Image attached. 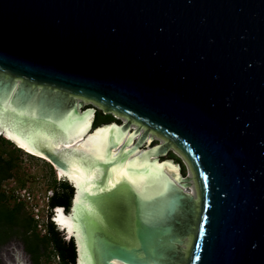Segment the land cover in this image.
I'll list each match as a JSON object with an SVG mask.
<instances>
[{"label":"water","instance_id":"1","mask_svg":"<svg viewBox=\"0 0 264 264\" xmlns=\"http://www.w3.org/2000/svg\"><path fill=\"white\" fill-rule=\"evenodd\" d=\"M0 133L72 184L74 264H264V0H0Z\"/></svg>","mask_w":264,"mask_h":264},{"label":"trees","instance_id":"2","mask_svg":"<svg viewBox=\"0 0 264 264\" xmlns=\"http://www.w3.org/2000/svg\"><path fill=\"white\" fill-rule=\"evenodd\" d=\"M105 120V119H104ZM104 121L93 120V127L97 128ZM0 141L13 143L0 135ZM17 150L22 148L16 147ZM13 156L5 157L0 153V246L12 237L19 238L24 249L30 255L31 264H45L41 257L54 254L59 264H74L77 259V248L73 237L66 238L62 231L52 220V210L57 205L70 206L74 193L72 184L67 179L54 187L53 193L48 199V214L45 223V233L41 234L37 229V220L22 202L15 201L2 189L4 180L13 176L15 167ZM50 248V250H48Z\"/></svg>","mask_w":264,"mask_h":264},{"label":"rangeland","instance_id":"3","mask_svg":"<svg viewBox=\"0 0 264 264\" xmlns=\"http://www.w3.org/2000/svg\"><path fill=\"white\" fill-rule=\"evenodd\" d=\"M84 105H91V107L97 106L92 102H87ZM108 115L112 116L111 122H116L114 118L117 116L113 113ZM104 119V116L100 118L101 121H105ZM120 121L121 123L123 122L121 118ZM0 135L9 139L5 134ZM9 140L13 143L0 141V153L5 157L13 156L15 158V167L12 172L13 176L3 181L2 189L8 195H11L15 201V197L11 194L13 191L22 190L23 188L28 189L33 197V204L37 203L36 205L40 208V220L37 229L43 234L46 230L45 223L46 215L48 214V197L53 193L54 187L58 185L61 179L65 178L58 175L54 166L47 161L48 159L46 160L30 154L24 149L17 150L16 147L19 146L13 140ZM165 158L176 160L180 164L181 176H188V166L175 150L169 148ZM25 206L31 212L29 208L30 205L25 204ZM69 208L70 206L66 208L67 212ZM51 214H53V212ZM60 230L62 233L64 232L61 227ZM48 250H50V248ZM41 261L45 264H59L54 254H50L49 257L47 255L42 256ZM0 264H31L30 255L25 251L23 243L19 238L12 237L0 246Z\"/></svg>","mask_w":264,"mask_h":264},{"label":"bare ground","instance_id":"4","mask_svg":"<svg viewBox=\"0 0 264 264\" xmlns=\"http://www.w3.org/2000/svg\"><path fill=\"white\" fill-rule=\"evenodd\" d=\"M92 124H93V121H92ZM91 124V127L86 131V133L81 137V139H85L88 135H90L91 133H93V131L96 129H92V125ZM117 125V124H116ZM100 127V126H99ZM98 128V127H97ZM0 134H5V133H0ZM5 136H8L5 134ZM11 140H13L12 138H10L9 136L7 137ZM20 148L24 149L26 152L30 153V154H33V155H36V156H39V157H42V158H45V159H48L49 161H51L47 156L41 154V153H38L36 151H33L31 149H28L26 147H24L23 145H21L20 143L16 142L15 140H13ZM152 160V159H150ZM166 159H163V160H157L158 162H162ZM179 164V163H178ZM179 167H180V164H179ZM57 172H58V175L62 176L65 172L61 169H57ZM69 179L74 182V180L69 177ZM75 184V182H74ZM76 200V198H75ZM55 219L56 221L59 223V226L61 228H64L65 225H67L68 229L70 232H72V230L75 228V225H74V222L73 220L71 219V215L69 214H66L64 211H63V208H60L58 211H57V214L55 216Z\"/></svg>","mask_w":264,"mask_h":264},{"label":"flooded vegetation","instance_id":"5","mask_svg":"<svg viewBox=\"0 0 264 264\" xmlns=\"http://www.w3.org/2000/svg\"><path fill=\"white\" fill-rule=\"evenodd\" d=\"M40 86H42V84H40ZM91 107V105H83L82 107H79V109H80V111H83V110H86V109H88V108H90ZM95 108V110H94V114L96 115V118H97V120L98 119H100L102 116H104V118H105V121H104V123L103 124H105V123H110L111 122V120H112V116H110V115H108V114H112L113 112L115 113V112H117V111H115V110H113L112 108H109V107H101V106H95L94 107ZM119 113V112H118ZM126 116V118H127V120H129L130 119V117L128 116V115H125ZM94 119V118H93ZM114 120L117 122V123H121V121H120V117H116V118H114ZM132 121H135L134 119H131ZM102 125V124H101ZM146 127V126H145ZM95 129V127H93L92 126V129ZM34 139H32L33 140V142L36 144V143H40V142H43V140H45L46 139V135L44 134V133H36V134H34ZM148 146H150V145H148ZM43 149H47V150H51L50 148H43ZM167 154V153H166ZM166 154H162V155H160V158L161 159H166L165 158V156H166ZM39 157V156H38ZM42 158V157H41ZM45 159V158H44ZM47 160V159H46ZM48 162H50L53 166H54V168H55V170H56V172H57V167L51 162V161H49V160H47ZM63 177V176H62ZM66 179V178H65Z\"/></svg>","mask_w":264,"mask_h":264},{"label":"built area","instance_id":"6","mask_svg":"<svg viewBox=\"0 0 264 264\" xmlns=\"http://www.w3.org/2000/svg\"><path fill=\"white\" fill-rule=\"evenodd\" d=\"M17 202L25 203L26 205H30V210L34 218L37 220V225L39 226V220H40V208L35 203L33 204V197L31 193L28 191L27 188H23L22 190H15L11 193ZM52 195V193H51ZM50 195V196H51ZM49 199V197H48ZM49 213V212H48ZM46 221H47V215H46ZM41 225V224H40Z\"/></svg>","mask_w":264,"mask_h":264}]
</instances>
